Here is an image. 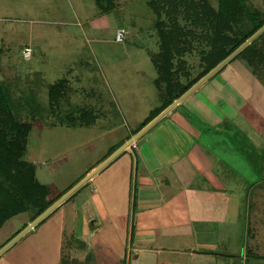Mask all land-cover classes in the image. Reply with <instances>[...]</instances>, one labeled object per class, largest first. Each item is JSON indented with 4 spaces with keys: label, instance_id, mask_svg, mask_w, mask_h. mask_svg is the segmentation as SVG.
Here are the masks:
<instances>
[{
    "label": "rangeland",
    "instance_id": "374dc122",
    "mask_svg": "<svg viewBox=\"0 0 264 264\" xmlns=\"http://www.w3.org/2000/svg\"><path fill=\"white\" fill-rule=\"evenodd\" d=\"M106 2L0 0V86L16 120L31 125L21 159L34 166L36 180L55 194L73 188L168 101L167 93L161 92L165 83L158 80L156 60L163 64L161 40L150 0H115V6L104 11L100 5ZM206 2L216 9L217 0ZM245 6L264 19V0H245ZM178 17L181 27L190 23L181 19L182 13ZM188 27L200 33L195 24ZM118 30L123 31L121 42L115 41ZM189 46L179 54L174 51L169 62L171 73L181 67L175 79L183 84L198 77L206 66L201 60L204 48L200 49L197 42ZM26 49L30 50L29 58L24 56ZM209 49L207 46L205 52ZM246 53L252 63L232 58L175 107L177 121L194 137L191 157L190 153L185 155L190 171L178 162L166 177L159 172L154 178L153 173L146 175L155 180L153 204L168 198L169 190L164 186L173 182L189 190L209 192L205 198L207 212L200 204L202 215L213 217L220 203L227 209L226 220L215 224L219 240L216 248L223 256L215 257L223 258L226 264H264V37ZM63 79L67 82L65 90L57 92L53 86ZM256 80L262 89H257ZM82 112L85 116L81 119H87L89 126L80 119ZM159 122L136 140L132 154L122 153L102 170L97 183L92 180L75 193L53 218L1 254L0 262L51 264L57 258L60 264H103V260L112 261L114 254L119 257L123 248L124 252L130 250L118 261L128 264L135 256L131 251L137 240L133 210H138L141 190L138 157L148 154L141 149L143 141L163 120ZM158 142L156 139L155 144ZM126 156L128 165H122ZM198 168L207 169L208 176ZM171 175L177 179L170 181ZM108 178L113 189L104 195L106 201L109 197L107 212L124 230L125 242L121 246L118 239L117 243L113 241L120 246L107 253L98 245L92 254L87 217L95 218L90 210L96 218L99 214L91 194L96 198L97 185ZM156 180L163 186L159 188L160 181ZM177 201V210L186 213L188 209L189 214L187 202L188 208ZM187 213L175 220H186ZM59 217L65 230L74 229L77 244H85V249L78 248L72 241L71 258L60 256L63 243L60 245L58 235ZM27 221L23 213L4 223L0 249ZM160 235L151 233L145 241L166 244ZM108 243L112 242L102 244Z\"/></svg>",
    "mask_w": 264,
    "mask_h": 264
},
{
    "label": "trees",
    "instance_id": "16d2710c",
    "mask_svg": "<svg viewBox=\"0 0 264 264\" xmlns=\"http://www.w3.org/2000/svg\"><path fill=\"white\" fill-rule=\"evenodd\" d=\"M113 1L115 0H107L106 5H100V8H103L104 11L112 9L115 6ZM217 1L216 9L206 0L197 2L194 0H150L148 2L149 8L157 17V22L159 21L157 27L161 40L159 54L162 55L163 64L156 60L158 80L165 83L161 92L168 95V101L166 100L162 104L160 111L180 97L264 25V19L260 18L259 12L250 11L245 6V0ZM178 9L182 13L181 19L186 24L189 22L190 25L195 24L198 27L197 31L200 30L201 34L193 32L192 27L189 29V24L186 27L180 26L181 20L178 16L181 13L178 12ZM191 12L197 20L192 19ZM263 37L264 32L233 59L250 60L252 63V59H249L250 56L246 52L253 51L254 44ZM183 38L186 39L183 40ZM194 42L200 44V49L204 48L201 60L206 66L203 67L204 71L200 72L198 77L196 76L183 84L175 79L178 76L177 71L179 72L181 67L171 73L172 64L169 62L174 58L175 52L179 54L188 45L193 47ZM207 46L210 49L206 53ZM257 78L262 81L258 76ZM158 80L156 79L160 86ZM66 84V80L63 79L56 82L53 87L57 88V92H62L65 90ZM165 94H161L163 98ZM57 96L59 95L57 94ZM83 112L80 119L85 116ZM158 113L144 121L133 133L142 129ZM82 121L86 123L87 119L86 122L85 119ZM92 122H95V118L92 119ZM89 125L90 123L87 124V126ZM30 129V124L20 123L13 116L11 107L0 86V228L8 220L27 210H31L30 219L34 220L50 205V202H46V197L51 193L50 189L36 180L34 166L21 159Z\"/></svg>",
    "mask_w": 264,
    "mask_h": 264
},
{
    "label": "crops",
    "instance_id": "0c3cea01",
    "mask_svg": "<svg viewBox=\"0 0 264 264\" xmlns=\"http://www.w3.org/2000/svg\"><path fill=\"white\" fill-rule=\"evenodd\" d=\"M256 81L258 82V80ZM258 88L262 89L260 85L259 87H257V89ZM156 139H158V143H160L159 145L155 144ZM193 140L194 137L191 138L185 130V127L177 121L173 110L172 113L163 118V123L161 125L157 126L155 130L153 129L149 134H147L145 140L143 141L141 149L142 151L146 150L148 154H145L143 156L140 155L137 162L141 167L140 171L142 173L138 181L139 188L141 186L138 210H133L136 213L135 225L137 228V240H135L136 243L131 251V253L135 256L132 260L130 259L131 261H128V264L227 263L223 260V258L218 260L219 258L215 257L217 255L219 256V253L217 252V248L219 247V240L217 237L215 224L217 225L218 222H224L226 220L225 218L227 209L220 203V205H217L220 207L217 209V212L213 217L202 215L200 213L203 211L202 206L205 207L207 212V201H205V198L208 196L209 192L204 191L203 189L189 190L186 189V185L184 184L179 185L178 183L169 182L168 186H164L168 187L170 194L168 198H162L161 202L160 199H158V201L160 202L158 204L152 203L154 200V196H156V194H153V188L156 187L155 180H150L146 177V175H150L151 173H153L152 177L154 178L156 172H159L161 175H164L165 173L167 174L168 172L172 171L171 169L178 166L176 165L178 162H182L181 164H184L189 172L190 169L187 164L188 160L186 161L185 155L187 153H190L191 157ZM134 146H136V143L134 144ZM129 153L132 154L131 151ZM128 162L129 157L126 156L123 159L122 165H128ZM198 170L200 173L204 174V177L208 176L207 171H205L207 169H204V171H202L201 168H198ZM100 175L101 172L94 175L92 182L97 183ZM189 177H191L190 174ZM116 179L118 180L119 178ZM173 179L176 180L177 177L173 175L172 178L171 175L170 181H172ZM103 180L110 181V183ZM103 180L101 184L97 185L96 194L94 195L96 198L92 197L91 200L94 202L96 211L101 215L104 214V216H106V218L109 220V224L111 225L110 228H106L107 232H105V240L101 239V237L100 239H98V243L99 241L103 240L100 242V245L105 248L104 252L107 253L114 252L113 250L120 246L119 244H121L122 246V243L125 242V238H123L124 230L122 231L120 224L111 219L115 216L107 212L108 209L106 206V202L109 201V197L106 201L104 195H108V193L106 192L113 189L112 181L110 180V178ZM158 181L161 182L157 184L160 188L161 186H163L162 181L156 180V183ZM186 182L188 181H183V183ZM177 200L182 201L180 204L184 202L185 204H183L186 206V208H188L189 206V214L187 213L188 209H186L188 218L180 222L176 221L175 219L185 217L186 213L177 210ZM186 202L188 206L186 205ZM200 204H202V206ZM90 211L91 216L96 217L95 213L92 210ZM87 220H89L88 217ZM151 233H161L162 239H165L164 242L167 243L164 245H160L153 244V240L145 241L146 237L150 238ZM117 239L120 243L117 245H113V241H115V243L118 242ZM107 241L112 243L104 245L102 244L107 243ZM129 250L130 249H128V251L126 250V252L128 253ZM121 251L122 252L119 257L114 254V259H112V261L107 262L106 260H103V264H120V261L118 260L122 257L124 258L126 254V252L123 251V248ZM219 257L221 258L223 256ZM4 261V263L0 262V264H12V262L9 260ZM238 264H242V262Z\"/></svg>",
    "mask_w": 264,
    "mask_h": 264
},
{
    "label": "flooded vegetation",
    "instance_id": "af4514ba",
    "mask_svg": "<svg viewBox=\"0 0 264 264\" xmlns=\"http://www.w3.org/2000/svg\"><path fill=\"white\" fill-rule=\"evenodd\" d=\"M200 80V79H199ZM194 85V84H193ZM192 85V86H193ZM176 100V99H175ZM171 104V103H170ZM169 104V105H170ZM169 105H166L158 114H160L166 107H168ZM180 105V104H179ZM177 107V106H176ZM173 110H175V108L174 109H172L166 116H164L163 118H165V117H167L170 113H172V111ZM157 116V115H156ZM155 118V117H154ZM153 118V119H154ZM163 118L161 119V120H163ZM153 119H151L150 121H152ZM160 120V121H161ZM149 121V122H150ZM158 123V122H157ZM148 124V123H147ZM146 124V125H147ZM144 127V126H143ZM142 127V128H143ZM141 130V129H140ZM138 132V131H137ZM136 132V133H137ZM136 133H132L129 137H127L125 140H124V142L125 141H127V140H129L134 134H136ZM123 142V143H124ZM123 143H121V145L123 144ZM135 144V143H134ZM134 144L132 145V146H130L129 147V150L127 151V150H125V151H127L128 153L131 151L132 152V150L134 149V148H136V146H134ZM113 147H115V145H113L112 147H111V149L113 148ZM119 147H121V146H116L114 149H113V151L112 152H110L107 156L109 157L114 151H116ZM125 151H123L122 153H125ZM122 153L116 158V159H114L111 163H109L107 166H109L110 164H112L114 161H116L119 157H121L122 156ZM133 153V152H132ZM106 156V157H107ZM107 157V158H108ZM106 158V159H107ZM105 159V160H106ZM100 165V164H99ZM98 165V166H99ZM107 166H105L103 169H105ZM95 169V167H93V168H91L89 171H87V173H85L84 174V176L83 177H81V179H79L77 182H76V185L79 183V182H81L90 172H92L93 170ZM102 169V170H103ZM102 170H100L98 173H100V172H102ZM97 173V174H98ZM92 179H93V177L90 179V180H88L83 186H81L78 190H76L72 195H70L65 201H63L55 210H53L46 218H44L40 223H38L32 230H36L38 227H40V225H42V223H46L47 221H48V219H51V218H53L54 217V215H55V212L58 210V209H60L64 204H65V202L66 201H68V200H70V198L75 194V193H77V192H79L83 187H85V186H87L88 184H89V182L90 181H92ZM75 185V186H76ZM72 188L70 187L67 191H65L64 193H62V194H55V193H50L47 197H46V202H50V205L48 206V207H50L52 204H54L56 201H58L64 194H66L68 191H70ZM51 191V190H50ZM52 195V196H51ZM92 197H93V194H91V199H92ZM47 207V208H48ZM46 208V209H47ZM45 209V210H46ZM44 210V211H45ZM43 211V212H44ZM25 217H27V222H26V224L22 227V229H20V230H18L16 233H14V235H12L11 237H10V239L8 240L9 242L13 239V238H15L29 223H31L33 220H31L30 218H31V216H32V214H31V210H27L25 213ZM62 214L63 213H61V216H62ZM99 214V213H98ZM18 216V215H17ZM17 216H15V217H13V218H16ZM39 216V215H38ZM37 216V217H38ZM36 217V218H37ZM51 217V218H50ZM62 219L63 218H60L59 217V219H58V221L59 222H61L60 223V225L58 226V229H59V239H60V245L63 243V245H61V253H60V256H66V257H69V258H71V256H72V250H73V247H72V241L74 242V246H77L78 248H84L85 249V244H83V246H82V243L79 245V243L77 244V241H78V236H76V233L74 232V229L73 230H71V231H69V230H65V227H64V225H62ZM88 222V227H89V229H90V232H91V241H90V253H94V248L96 247V246H98V245H100V242L101 241H103V240H105L104 239V236H105V232H107L106 230L108 229V227L110 228L111 227V225L109 224V220L106 218V216H104V214L103 215H101V214H99L98 216H97V218L95 217V218H93V219H89V220H87ZM60 227V228H59ZM107 228V229H106ZM32 230H30V231H28L26 234H28V233H30ZM69 232H71V234L69 233ZM68 233H69V235H68ZM26 234H24V235H26ZM24 235L22 236V237H24ZM69 236H70V238H69ZM103 236V237H102ZM22 237L20 238V239H22ZM100 237H101V239H103V240H101V241H99V243H98V239H100ZM107 237V236H106ZM19 239V240H20ZM7 241V243H9ZM18 241V240H17ZM16 241V242H17ZM15 242V243H16ZM96 246H95V245ZM6 245V244H5ZM13 245V244H12ZM11 245V246H12ZM10 246V247H11ZM3 247V246H2ZM9 247V248H10ZM8 248V249H9ZM3 254V253H2ZM94 257H95V254H94ZM60 261H57V258H54V260H52L51 261V264H60L59 263ZM44 263V262H43Z\"/></svg>",
    "mask_w": 264,
    "mask_h": 264
},
{
    "label": "water",
    "instance_id": "95a60500",
    "mask_svg": "<svg viewBox=\"0 0 264 264\" xmlns=\"http://www.w3.org/2000/svg\"><path fill=\"white\" fill-rule=\"evenodd\" d=\"M264 32V25L257 30L251 37H249L244 43H242L237 49H235L231 54H229L224 60L217 64L212 70H210L206 75H204L200 80H198L193 86H191L187 91H185L180 97L174 100L168 107H166L160 114H158L152 121L145 125L141 130L134 134L129 140H127L121 147L114 151L106 160H104L99 166H97L92 172H90L81 182L74 186L70 191L64 194L58 201L48 207L44 212H42L37 218H35L31 223H29L15 238H13L9 243L4 245L0 249V255L4 253L12 244L19 240L24 234L32 230L38 223H40L44 218H46L53 210H55L63 201H65L70 195H72L76 190L83 186L88 180H90L94 175H96L105 166L116 159L123 151L129 150L137 139H139L145 132H147L151 127H153L157 122H159L164 116H166L172 109L178 106L187 96H189L193 91H195L200 85H202L207 79H209L214 73H216L222 66H224L228 61L234 58L239 52L246 48L252 41H254L258 36Z\"/></svg>",
    "mask_w": 264,
    "mask_h": 264
},
{
    "label": "built area",
    "instance_id": "2783aa9c",
    "mask_svg": "<svg viewBox=\"0 0 264 264\" xmlns=\"http://www.w3.org/2000/svg\"><path fill=\"white\" fill-rule=\"evenodd\" d=\"M123 38H124L123 31L118 30V31L116 32V35H115V41H117V42H121V41L123 40ZM24 56H25L26 58H29V56H30V50H29V49H26V50L24 51Z\"/></svg>",
    "mask_w": 264,
    "mask_h": 264
}]
</instances>
